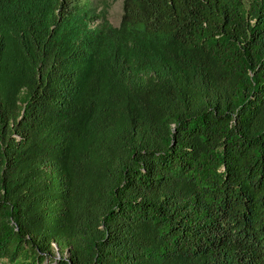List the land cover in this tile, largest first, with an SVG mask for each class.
<instances>
[{"label":"trees","instance_id":"trees-1","mask_svg":"<svg viewBox=\"0 0 264 264\" xmlns=\"http://www.w3.org/2000/svg\"><path fill=\"white\" fill-rule=\"evenodd\" d=\"M0 0V264H264V0Z\"/></svg>","mask_w":264,"mask_h":264},{"label":"rangeland","instance_id":"rangeland-1","mask_svg":"<svg viewBox=\"0 0 264 264\" xmlns=\"http://www.w3.org/2000/svg\"><path fill=\"white\" fill-rule=\"evenodd\" d=\"M97 1L106 3L109 6L108 19L112 25L117 26L121 16L122 0H97Z\"/></svg>","mask_w":264,"mask_h":264}]
</instances>
